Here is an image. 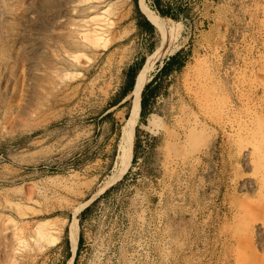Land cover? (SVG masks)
I'll return each mask as SVG.
<instances>
[{
	"label": "rangeland",
	"instance_id": "obj_1",
	"mask_svg": "<svg viewBox=\"0 0 264 264\" xmlns=\"http://www.w3.org/2000/svg\"><path fill=\"white\" fill-rule=\"evenodd\" d=\"M71 1L0 0V264H264V0H146L177 32L120 104L161 34Z\"/></svg>",
	"mask_w": 264,
	"mask_h": 264
},
{
	"label": "bare ground",
	"instance_id": "obj_2",
	"mask_svg": "<svg viewBox=\"0 0 264 264\" xmlns=\"http://www.w3.org/2000/svg\"><path fill=\"white\" fill-rule=\"evenodd\" d=\"M140 1L142 3L143 9H144L146 15L151 20L153 25L157 28L159 33L161 34L162 42H161V50H160L159 56L156 59H154L153 61L149 62L142 69L141 74H140V76L137 79L136 86L132 90V94L135 96L136 100L138 99V97L142 93L145 85L148 84V81L150 79V75L156 69L155 67H156L157 63L161 61V59L164 57V55L168 51V50H166L168 42L171 41V39L173 38V36L177 32V30L174 27L175 25L170 26L167 23V21L162 18V16L160 14H158L154 9H152V7L148 4V2L146 0H140ZM79 3H81V2H79V0H74L73 1V5H70V6H73V8H75V7H77L79 5ZM56 21H57V18H56ZM87 24H88V22H87ZM84 26H86V23L85 24H83V23L79 24V27H77V28L75 27V28L77 29V32H79L80 29H82L81 27H84ZM87 30H89L88 32H90V33H92L94 35H98L101 32L102 27L99 26V25L94 24V26H91ZM79 34L82 35V37H87V35H89L87 33V31L85 33L83 32V33H79ZM31 51H33V48H31ZM136 122H137V120L133 121L130 124V126L126 130L125 135L122 134L123 140H122L121 146L119 148L120 151H119L118 162H117V165H116V172L114 174V178L117 177V175L120 173V170H121V158L124 157L126 159V157L128 156L129 143L131 142V140L134 139V136H135V124H136ZM48 223L49 222L41 223L40 229L42 227L46 226ZM70 240H71V246H72L73 250L75 251L76 247H77V238H76V235H75V233L73 231L71 233Z\"/></svg>",
	"mask_w": 264,
	"mask_h": 264
},
{
	"label": "trees",
	"instance_id": "obj_3",
	"mask_svg": "<svg viewBox=\"0 0 264 264\" xmlns=\"http://www.w3.org/2000/svg\"><path fill=\"white\" fill-rule=\"evenodd\" d=\"M157 2H159V0H156ZM135 4H136V15L137 17L139 18L138 20V26L141 28L142 31H147L149 32L150 34H154L155 33V26L153 24H151L149 22V20L146 18V16L143 14V12L141 11L140 7H139V0H135ZM159 11V14L161 16H167V17H171V18H175L173 15L171 14H167L165 13L164 11H161V10H157ZM145 62V60H144ZM142 67V66H141ZM141 69V68H140ZM169 69V66H168V63H165L164 66L161 68V71L162 72H166L167 70ZM140 71V70H139ZM134 76H135V81H136V76H137V73L134 72ZM135 81L132 82V86H130L129 90H133L134 86L135 85ZM150 83H148L146 86H145V91L143 92V94L146 92L148 86H149ZM132 87V88H131ZM132 90L130 91V93L132 92ZM129 93V94H130Z\"/></svg>",
	"mask_w": 264,
	"mask_h": 264
},
{
	"label": "crops",
	"instance_id": "obj_4",
	"mask_svg": "<svg viewBox=\"0 0 264 264\" xmlns=\"http://www.w3.org/2000/svg\"><path fill=\"white\" fill-rule=\"evenodd\" d=\"M147 18V17H146ZM148 19V18H147ZM138 20H139V18L137 17V15L135 16V21H136V25H137V27H139L138 26ZM149 20V19H148ZM150 22V21H149ZM151 23V22H150ZM152 24V23H151ZM140 28V27H139ZM141 30V29H140ZM142 31V30H141ZM144 33H149V32H147V31H145ZM158 47H159V42H158ZM138 65V63H134V64H132V65H130V67H128V69H127V71L125 72V78H126V84L127 83H129V81H135V74H134V72H136L137 74H138V72H139V69H140V67L139 66H137ZM136 82V81H135ZM130 91L131 90H127V88H123L122 89V92L120 93V95H119V99L118 100H120L119 102H118V104H120V103H122V102H125L128 98V95H129V93H130ZM141 99H142V96H141Z\"/></svg>",
	"mask_w": 264,
	"mask_h": 264
},
{
	"label": "water",
	"instance_id": "obj_5",
	"mask_svg": "<svg viewBox=\"0 0 264 264\" xmlns=\"http://www.w3.org/2000/svg\"><path fill=\"white\" fill-rule=\"evenodd\" d=\"M140 9H141V7H140ZM142 11V10H141ZM143 12V11H142Z\"/></svg>",
	"mask_w": 264,
	"mask_h": 264
}]
</instances>
